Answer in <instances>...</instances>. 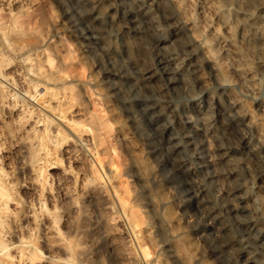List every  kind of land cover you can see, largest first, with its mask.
I'll list each match as a JSON object with an SVG mask.
<instances>
[{
	"label": "clouds",
	"instance_id": "9594fccd",
	"mask_svg": "<svg viewBox=\"0 0 264 264\" xmlns=\"http://www.w3.org/2000/svg\"><path fill=\"white\" fill-rule=\"evenodd\" d=\"M0 264H264V0H0Z\"/></svg>",
	"mask_w": 264,
	"mask_h": 264
}]
</instances>
